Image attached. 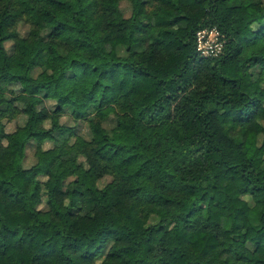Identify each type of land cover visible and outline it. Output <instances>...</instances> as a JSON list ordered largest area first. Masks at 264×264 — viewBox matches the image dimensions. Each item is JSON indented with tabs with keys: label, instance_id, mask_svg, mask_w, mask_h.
I'll return each mask as SVG.
<instances>
[{
	"label": "trees",
	"instance_id": "trees-1",
	"mask_svg": "<svg viewBox=\"0 0 264 264\" xmlns=\"http://www.w3.org/2000/svg\"><path fill=\"white\" fill-rule=\"evenodd\" d=\"M263 40L264 0H0V264H264Z\"/></svg>",
	"mask_w": 264,
	"mask_h": 264
},
{
	"label": "built area",
	"instance_id": "built-area-1",
	"mask_svg": "<svg viewBox=\"0 0 264 264\" xmlns=\"http://www.w3.org/2000/svg\"><path fill=\"white\" fill-rule=\"evenodd\" d=\"M225 35L216 27H203L197 32L196 46L205 57L218 56L225 47Z\"/></svg>",
	"mask_w": 264,
	"mask_h": 264
},
{
	"label": "rangeland",
	"instance_id": "rangeland-1",
	"mask_svg": "<svg viewBox=\"0 0 264 264\" xmlns=\"http://www.w3.org/2000/svg\"><path fill=\"white\" fill-rule=\"evenodd\" d=\"M261 44H264V40L261 41ZM81 83H82V84L84 83V79L81 80ZM81 145H83V144H81ZM0 172H1L2 174H4V171H3L2 169H0ZM111 217H112L113 219H118V218H119V213H118L117 211H114V212L112 213ZM219 248H220V245L218 246V249H219ZM112 263H116V261H113Z\"/></svg>",
	"mask_w": 264,
	"mask_h": 264
}]
</instances>
